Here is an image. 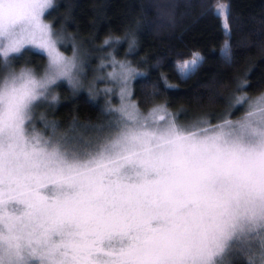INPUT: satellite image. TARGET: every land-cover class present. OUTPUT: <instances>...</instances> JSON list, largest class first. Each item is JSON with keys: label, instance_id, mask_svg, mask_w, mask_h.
<instances>
[{"label": "snow or ice", "instance_id": "1", "mask_svg": "<svg viewBox=\"0 0 264 264\" xmlns=\"http://www.w3.org/2000/svg\"><path fill=\"white\" fill-rule=\"evenodd\" d=\"M51 6L52 0H0V38L5 41L0 54L5 61L27 44H38L49 57L43 78L23 69L0 86V168L42 173L63 197L52 204L29 203L26 218H10L0 228V264H31L34 257L40 264H57L62 250L52 237L71 234L82 224L87 227L81 232V264H91L90 237L113 234H119L121 244L106 254L107 264H217L215 258L238 233L264 229V94L240 120L208 128L192 125L197 130L187 135L163 117L152 121L155 132L142 131L150 127L147 118L141 123L136 106L128 104L120 109L127 118L124 127L92 151L49 140L41 146L39 136L32 137L35 143L25 140L32 103L56 79L71 82L75 67L74 59L56 50L50 26L41 21ZM228 11V5L219 4L213 15L230 33ZM188 67L189 62L180 66L181 71ZM133 71L121 63L119 73H109L124 85L122 99L129 94ZM130 170L142 178L140 183L112 179ZM152 222L159 226L151 227Z\"/></svg>", "mask_w": 264, "mask_h": 264}, {"label": "trees", "instance_id": "2", "mask_svg": "<svg viewBox=\"0 0 264 264\" xmlns=\"http://www.w3.org/2000/svg\"><path fill=\"white\" fill-rule=\"evenodd\" d=\"M219 4L229 6L230 33L213 15ZM46 17L75 53L79 50L85 89L60 84L59 99L51 98L56 103L38 110L36 119L46 124L41 127L71 133L78 142L101 131L108 134L119 122L114 105H109L118 95L117 79L116 85L114 79L106 83L105 90L111 91L89 89L98 68L106 71L113 63H129L134 69L131 100L138 108L164 107L186 125L236 120L264 94V0H54ZM27 50L7 61L0 54V81L16 71L14 65H20L22 57L28 56L38 68L47 64L45 52ZM196 54L195 66L181 71L179 65ZM238 97L247 99L238 104ZM19 202H0V213L16 215L20 210L11 208ZM236 247L227 264H261V248L255 243Z\"/></svg>", "mask_w": 264, "mask_h": 264}, {"label": "rangeland", "instance_id": "3", "mask_svg": "<svg viewBox=\"0 0 264 264\" xmlns=\"http://www.w3.org/2000/svg\"><path fill=\"white\" fill-rule=\"evenodd\" d=\"M54 0H52L53 4ZM50 8V7H49ZM48 8V9H49ZM44 11V13L41 16V21L43 24L49 25L51 29L52 39L56 41V50L65 58L67 59H74L75 67L72 69V81H69L68 77H60L56 79V81L49 85L48 90L44 93V96L39 97L36 101L32 103V105L29 108L28 112V119L25 120L24 128H25V140H27L29 143H35L34 140H32L33 136H39L41 138L40 144L43 146L44 140H49L53 143L60 142L63 143H69V144H75L78 147L82 149H87L89 151H92L97 144H102L106 142V140L109 137L114 138L117 132L124 127L123 121L127 118L124 116V114L120 111L123 105H135L136 104L131 100V87H130V79L134 76V71L128 81L127 88H128V95L125 96L123 99L121 97V88L124 86L120 82V78L117 75V77L114 79L112 76L109 75V73H119L120 72V64L113 63L112 68L107 69L106 71L102 70L101 67L98 68V72L94 80H92L89 84V89L94 93H103L105 90V86L107 85L110 80L114 79L112 81L113 84L116 85L115 80L117 79L118 83V95H116V98H112L109 100V105H114L111 108L115 111H117L119 122L113 124L109 130V133H105V131H101L102 133H99L95 135L92 138H88L87 140L81 139L79 142L75 140L76 138L73 137L71 133H66L63 130H60L58 128H52L51 126L45 127L46 124L44 121H42L40 118L36 119L37 114H39L38 110L43 109L44 106L48 104H54L59 99V85L64 83L66 86H70V84H73L74 88H80V90L85 89L83 87L82 76L84 73L83 68L84 65L82 63V56L79 54V50H76L73 48V44L67 43L68 41H65L64 38L66 37L63 34L58 33V31H54L53 28L50 25L49 20L47 19V12ZM5 43L3 38H0V47L3 46ZM29 48L27 52H32L34 50L45 52L48 62L45 65H42L41 67H37L35 65V62H30L28 56L24 59L22 57V61L20 65H14L15 72L10 73L6 70V75L3 77V80L0 81V86L3 85L5 79L9 78L11 75H19L21 70L28 69L31 71L32 75L37 79H41L45 76V74L49 71V57L47 54V50L44 48L39 47L38 44H27L24 46L23 50ZM67 48H71V51H67ZM22 50V51H23ZM26 52V51H23ZM21 53V52H20ZM2 55V54H1ZM14 55V54H12ZM10 55L8 57H13ZM20 55V54H18ZM18 55L15 54L14 58ZM27 55V54H26ZM29 55V54H28ZM3 56V55H2ZM22 56V55H20ZM4 58V57H3ZM196 58L197 61L199 59V55H196V57H193L185 62H189V67L187 70L183 71L184 73H187L190 69H192L195 65H192L190 62ZM7 59V60H8ZM185 62L181 63L180 66L184 65ZM125 65L129 68V63H125ZM181 69V68H180ZM100 71V73H99ZM5 73V72H4ZM98 82V84H96ZM103 84V85H101ZM105 84V85H104ZM85 86V85H84ZM87 89V88H86ZM88 90V89H87ZM87 91L89 94H91V91ZM56 97L57 99L55 101L51 100V98ZM110 108V109H111ZM138 114L141 118V123H144V118H147V123L150 125V127L142 129V131H146L149 133H153L156 131V125L152 124V121H161V117H163L165 120L171 122L175 121V124L179 127H181L184 131L183 134L187 135L189 132L196 131L197 128L191 127L192 125H197L199 128H208V127H214L216 125H221L224 122L216 123L210 126H203V124H190L186 125L183 123H179L171 116V114L161 106L153 107L148 110H142L138 108ZM156 110V111H153ZM45 118V116L43 115ZM176 118V117H175ZM242 118V117H241ZM241 118H238L236 120H232V122L238 121ZM177 119V118H176ZM178 120V119H177ZM180 121V120H179ZM43 123L45 126L41 127L39 124ZM108 128V129H109ZM104 132V133H103ZM79 135V134H78ZM125 167L128 169L132 168V165L125 164ZM37 176L40 178L38 179ZM112 179L118 180L119 183L130 185V184H138L142 181V178L137 176L134 171H128L126 173H123L119 177L112 176ZM62 194L46 179L43 178V174H37L35 172H16V171H10L6 166L3 168H0V202H6L11 199H18L19 206L11 208V209H19L20 211L16 215L7 216L6 213H0V228H3L5 223L9 221L10 218H26L25 214L30 211L29 209V203L32 204H39L41 202L52 204L58 199H62ZM155 222H152L151 227L155 228L158 227ZM87 227L86 224H82L79 229L74 228L72 230L71 234H65L63 237L60 236L59 233H56L52 237V243L58 247V249H61L60 254L55 257L57 260V264H81V261L84 259V255L82 252V246L84 243V240L81 237V232L84 230V228ZM264 236V229H257L256 232L249 233V234H241L238 233L236 236H234L232 239L228 241L227 246L225 247L224 252L216 257L217 264H227V261L225 259L227 256L231 255V253L238 249L236 246H242L245 245L249 248V246L252 243H255L256 246H259L261 248V238ZM126 240V238H125ZM89 247L92 248L91 255L87 256V260L91 261V264H107V253L118 251L119 246L121 244V237L119 234H113L111 237L107 235L103 236H96V237H90L88 240ZM240 248V247H239ZM244 248V247H243ZM31 264H40L39 257H34L31 261Z\"/></svg>", "mask_w": 264, "mask_h": 264}, {"label": "clouds", "instance_id": "4", "mask_svg": "<svg viewBox=\"0 0 264 264\" xmlns=\"http://www.w3.org/2000/svg\"><path fill=\"white\" fill-rule=\"evenodd\" d=\"M53 99L55 100V99H56V97L54 96V97H53Z\"/></svg>", "mask_w": 264, "mask_h": 264}]
</instances>
